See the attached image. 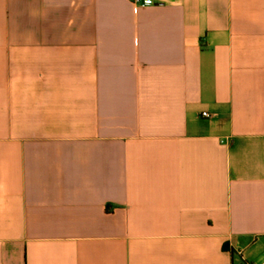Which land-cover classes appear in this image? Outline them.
<instances>
[{
  "label": "crops",
  "instance_id": "1",
  "mask_svg": "<svg viewBox=\"0 0 264 264\" xmlns=\"http://www.w3.org/2000/svg\"><path fill=\"white\" fill-rule=\"evenodd\" d=\"M155 1L0 0V264L264 259V0Z\"/></svg>",
  "mask_w": 264,
  "mask_h": 264
},
{
  "label": "built area",
  "instance_id": "2",
  "mask_svg": "<svg viewBox=\"0 0 264 264\" xmlns=\"http://www.w3.org/2000/svg\"><path fill=\"white\" fill-rule=\"evenodd\" d=\"M131 1L133 2V4L137 6H141V7L151 6L156 3L155 0H131ZM202 114L203 116H206V117L210 116L209 113L207 112H203ZM239 254H240V261L233 262L231 264H264V259L259 260V261H251V260L246 259L243 256L241 251L239 252Z\"/></svg>",
  "mask_w": 264,
  "mask_h": 264
}]
</instances>
